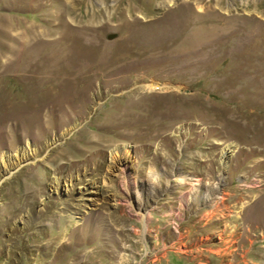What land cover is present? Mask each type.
Segmentation results:
<instances>
[{"label": "rangeland", "instance_id": "1", "mask_svg": "<svg viewBox=\"0 0 264 264\" xmlns=\"http://www.w3.org/2000/svg\"><path fill=\"white\" fill-rule=\"evenodd\" d=\"M38 150L0 264H264V0H0V172Z\"/></svg>", "mask_w": 264, "mask_h": 264}, {"label": "bare ground", "instance_id": "2", "mask_svg": "<svg viewBox=\"0 0 264 264\" xmlns=\"http://www.w3.org/2000/svg\"><path fill=\"white\" fill-rule=\"evenodd\" d=\"M51 81V80H50ZM57 95V94H56ZM79 96V95H78ZM55 96H53L54 98ZM73 97V96H72ZM52 98V99H53ZM76 99V98H75ZM79 99V98H78ZM55 100V99H54ZM66 100V99H64ZM62 101V100H61ZM77 101V100H75ZM64 102V101H63ZM49 107H53L55 106L53 103L49 104ZM48 108V107H47ZM40 116V115H39ZM16 121V120H15ZM26 121H33L31 120H24L25 124ZM231 152V147L227 148V151L224 152L223 158L225 159V157H227V153ZM41 154V151L38 150V152H36L34 155H32L31 157H29L25 152L19 153L18 155H16L15 158H10L9 156H7L5 158V170L3 172H0V183L2 184H7L10 182V180L16 179L20 173L21 169H26L29 170L32 166V164L30 162H33L37 159V157H39V155ZM49 159V158H48ZM14 169H18L16 172H13ZM198 195L200 196V198L202 200L208 198L209 194L207 192H201L198 191ZM22 201V199L20 200ZM25 204V203H24ZM29 203L25 204L26 206H28ZM254 208V207H253ZM255 209V208H254ZM218 253V252H217ZM157 256V254L155 253L153 255L154 259H151V255L148 256V258L146 259V261H143L140 264H155V262H159V259L156 260L155 257ZM144 259V258H143ZM131 258H126L125 261L130 264L131 263ZM139 264V263H138Z\"/></svg>", "mask_w": 264, "mask_h": 264}]
</instances>
